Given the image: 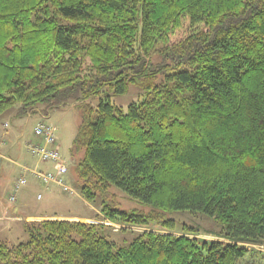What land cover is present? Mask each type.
<instances>
[{
    "label": "trees",
    "instance_id": "1",
    "mask_svg": "<svg viewBox=\"0 0 264 264\" xmlns=\"http://www.w3.org/2000/svg\"><path fill=\"white\" fill-rule=\"evenodd\" d=\"M130 85L144 98L125 112L107 94ZM71 104L79 195L122 190L147 210L104 202L103 220L149 231L117 246L101 224L25 222L0 264H238L264 247V0H0V116ZM174 212L213 219L217 240L177 234Z\"/></svg>",
    "mask_w": 264,
    "mask_h": 264
},
{
    "label": "rangeland",
    "instance_id": "2",
    "mask_svg": "<svg viewBox=\"0 0 264 264\" xmlns=\"http://www.w3.org/2000/svg\"><path fill=\"white\" fill-rule=\"evenodd\" d=\"M160 49V47L155 49V52L150 57L151 62L157 63L160 61ZM107 96L113 105L122 108L125 112L127 111L128 106L132 103H138L144 98L143 92L133 85L129 86L127 93L124 95L109 93ZM105 98L106 94H103L100 97L92 98L86 102V105L88 108L96 109L100 100ZM16 109L17 108L11 109L7 113L0 116V142L4 143V145H2V152L5 150L8 151L7 154L12 161L23 163V158L26 156L30 159V156L27 154L28 152L25 149V143L29 139L34 138L32 132L35 125L45 117L42 116L41 113H36L19 119L16 122ZM9 115L13 120H10ZM45 119L49 124L54 125L56 128V136L61 142L60 154L66 158L68 166V179L71 182L69 184L75 191L76 196L63 193L62 190L53 189V191H59V193L63 196L62 200L53 202L50 200L49 194H45L43 199L38 201L36 200V194L41 189L34 187L30 188L28 191V195H31L30 201H27L28 207L49 213L62 212L65 214H78L86 216L87 219L86 221H83L84 223L101 224L107 227L106 230H104L105 234H103L109 241L114 242L117 246H124L130 243L137 234L149 231L148 228L125 227L103 220L104 217L100 213V208L104 202L114 208L126 212L132 210H147L139 201L131 198L122 190L112 186L109 188L108 193L105 196L98 195L92 204L83 201L79 195L80 182L78 181L74 170L76 162L82 158L83 152L71 157V155L68 154L67 149L71 145L76 129L82 121L81 108H77L75 104H71L63 110L51 113L50 116ZM5 122L9 125L10 130L8 129V131L10 136L2 138L1 132H3V130L1 131V125L3 126ZM15 124L20 127V131L16 129ZM31 159L32 168L35 160L32 157ZM19 176L20 173H18L13 164L0 159V209L6 206L7 201L9 200L8 196L10 197L12 194L14 184L18 181ZM29 181L30 178L27 175L24 188L30 186ZM12 184L13 186L11 190ZM9 192H11V194H9ZM168 217L177 223V234L182 231V225H187L199 233V235L196 236L197 239L205 241L217 240L214 236L218 233L220 227L211 218L202 215H190L188 212H174ZM4 222L5 221L0 220V227H2L0 228V242H4L8 246H16L20 243H25L28 240L27 233L23 228L16 226L4 227ZM220 241L225 242L224 240ZM244 247L251 252L243 260L238 262V264H264V247Z\"/></svg>",
    "mask_w": 264,
    "mask_h": 264
},
{
    "label": "crops",
    "instance_id": "3",
    "mask_svg": "<svg viewBox=\"0 0 264 264\" xmlns=\"http://www.w3.org/2000/svg\"><path fill=\"white\" fill-rule=\"evenodd\" d=\"M36 113H40V112H36ZM36 113H34V114H36ZM9 118H10V120H13L10 115H9ZM17 120H19V119H16V122H17ZM40 121H42V120H40ZM46 122H47V120H46ZM36 125H35V127H36ZM15 127L17 130L20 131V129H19L20 127L18 125L15 124ZM35 127H34V129H35ZM8 129L10 130L7 122H5V124L3 126L1 125V131L3 130V132H1L2 138L10 136ZM34 129L32 132L34 138L29 139L25 143V147H26L25 149L26 150H27L28 144H36L39 142V140L34 135ZM2 145H4V143L0 142V159L3 161H8L9 163L13 164L15 166L16 170L18 171V173H20V175L22 174V169L19 166L26 167L28 169H35L37 167L40 172H44V173H53L54 172V164L53 163H50V162L49 163H37L36 159L31 156V154L28 152V150H27V152H28L27 154L30 156V159L28 156H26L25 158H23V163L12 161L7 154L8 151L5 150L4 152H2L3 151ZM58 145H59V152H61V142H60L59 138H58ZM70 148H71V145L67 149L68 154H70ZM31 157L35 160V163L33 162L34 164H33L32 168H31V164H32L31 163L32 162ZM63 158L66 160L65 157H63ZM27 175L30 178V181H29L30 186H27V188L23 187L21 189L20 193L17 196V201L15 204H10V202L8 200L6 206H4L3 208L0 209V220L5 221L3 223L4 227L16 226V227H20V228L24 229L23 226H24L25 222H38V221H49V220L50 221L51 220L80 221V222L86 221V219H87L86 216H82V215H78V214H65L62 212L49 213L46 211L36 210V209H32V208L28 207L27 201H30V197H31V195H28V191L30 188L37 187V188L41 189L36 194V200H38L37 199L38 195H41V199H39V200H42L45 194H49L50 200L55 202V201L62 200L63 196L59 193V191L58 192L53 191V189L54 190L55 189L61 190L60 187L52 185L51 186L52 188L50 187V190L52 189L51 191L50 190L45 191L44 185L42 187L43 183H42V180L40 178L35 177L33 175H30V174H27ZM64 182L68 186H70L69 183H71V182L68 179V174L64 177ZM12 186H13V184L11 185V190H12ZM9 194H11V192H9ZM8 199H9V196H8ZM80 200H82V199H80ZM0 228H2V227H0Z\"/></svg>",
    "mask_w": 264,
    "mask_h": 264
},
{
    "label": "built area",
    "instance_id": "4",
    "mask_svg": "<svg viewBox=\"0 0 264 264\" xmlns=\"http://www.w3.org/2000/svg\"><path fill=\"white\" fill-rule=\"evenodd\" d=\"M34 135L39 142L36 144H28V152L36 159L37 163H53L54 172L44 173L40 172L37 167L35 169H28L26 167L19 166L22 169V174L19 176L18 181L14 184L12 194L9 197L10 204L16 203L18 194L26 184L27 174L40 178L45 191L50 190V187L54 185L60 187L63 193L76 196L75 191L64 182V177L68 173V166L67 161L61 156L58 149L55 126L42 120L36 125ZM37 199H41V195H38Z\"/></svg>",
    "mask_w": 264,
    "mask_h": 264
}]
</instances>
